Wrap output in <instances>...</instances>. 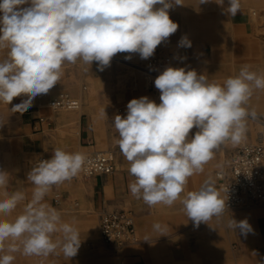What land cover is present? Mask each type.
Here are the masks:
<instances>
[{"label":"clouds","instance_id":"9594fccd","mask_svg":"<svg viewBox=\"0 0 264 264\" xmlns=\"http://www.w3.org/2000/svg\"><path fill=\"white\" fill-rule=\"evenodd\" d=\"M214 2L231 17L241 12V0H228L227 7L225 0ZM179 5H184L182 0H0V49H7V58L0 60V102L9 105L23 95L26 99L11 110L26 111L35 97L59 82L65 63L95 61L104 71L118 53L152 57L157 46L178 30L169 10ZM178 46L191 47V41L184 36ZM154 84L159 104L147 96L134 98L127 104L126 116L117 114L112 120L119 137L116 143L135 177L130 192L150 207L172 206L179 199L194 226L208 224L227 210L215 186L205 182L183 198L181 193L188 178L203 172L226 142L238 145L245 139L247 120L257 115L247 105L254 90H264V73L243 65L238 75L219 84L195 70L169 66ZM194 127L198 131L189 139ZM91 163L85 152L63 148L35 163L27 174L33 186L31 201L13 220L0 219V253H4L0 264H13L17 252L42 257L62 253L69 260L78 254L82 242L78 229L63 221L45 196L54 186L87 171ZM8 182L9 174L0 170V187L6 188ZM5 196L0 214L8 216L25 195L14 191ZM226 226L244 236L253 232L247 219L231 217ZM153 227L164 231L159 223ZM56 233L62 235L54 240Z\"/></svg>","mask_w":264,"mask_h":264},{"label":"crops","instance_id":"0c3cea01","mask_svg":"<svg viewBox=\"0 0 264 264\" xmlns=\"http://www.w3.org/2000/svg\"><path fill=\"white\" fill-rule=\"evenodd\" d=\"M182 3L188 10V15L193 17L191 24L186 26L184 17L181 18V14L170 9V18L178 24V30L158 45L154 54L172 55L177 68H181L187 61L189 69L195 70L194 55L198 46L200 52H203V49L207 50V45H211L213 51H220L227 59H230L233 52L252 53L253 57L262 52L264 40L258 39L256 31L264 28V24L257 26L256 18L251 17L250 10L258 11L261 17L257 20L260 24V19L264 17V0H241V12L235 17L224 14L221 6L214 0L206 4H200V0H182ZM227 6L228 0H225L224 7ZM203 9L206 12L204 15ZM219 10L220 25L214 26L215 20L211 19V13ZM202 20L208 22L210 28L219 31L213 34L209 31V26L204 25L207 30L198 35L201 38H197L191 30L201 26ZM184 36L194 40L191 47L178 46ZM127 55H131L130 60L125 59ZM5 58L7 49H0V60ZM257 58L251 61L247 57L245 62L241 61L235 67L250 65L252 71L260 73L257 62L255 63ZM134 59L141 58L138 54L118 53L107 68H116V63L127 66L132 64ZM105 70L99 71L95 61L92 65H84L79 60L76 64L65 63L59 82L47 94L35 97L32 106L26 111L21 113L11 110L13 105L26 99L23 95L15 97L9 105L0 102V166L8 167L10 164L14 169L20 166L22 176L26 180L25 172L30 169V164L40 158L50 159L55 148L70 152L83 151L87 155L109 150L115 152L116 167L112 174L84 178L80 173L71 181L54 186L48 193L54 194V197L60 195L62 200L64 199L59 209L62 220L74 224L82 244L92 242L88 238H93L98 232L100 215L104 212L128 211L134 215L138 239L136 243L116 248L104 247L100 242H96L92 253H86L83 261L92 259L94 264H264V204L235 211L226 210L221 217L210 219L209 225L201 223L196 227L188 219L179 199L172 206L157 204L150 207L142 199H137L131 194L129 184L134 182L135 177L130 175L129 162L123 157L116 143L118 132L112 122L115 114L110 109L116 107L118 102L126 105L134 98L147 96L150 100L155 99L153 94L146 90L132 93L133 82L130 76L120 78ZM256 92H253L254 99H264L262 96H256ZM61 93H68L82 101L81 110L69 113L52 110L49 102ZM256 108L264 112V107ZM104 109L106 115L103 114ZM126 114L127 109H124L121 116ZM40 119H44V122L41 123ZM197 131L194 127L189 133V138L194 137ZM253 140L252 136L251 141ZM225 155L227 156V151ZM221 156L222 150H217L213 159L204 165L203 172L188 178L181 198L189 191L199 190L205 182H209L224 199L216 177L220 170L212 169L213 166H222L219 162ZM70 199L78 202V210L73 214L67 211L73 208L68 202ZM231 217L236 221L247 219L253 232L244 236L239 229L236 231L228 228L226 225ZM157 223L164 228L163 232L154 229L153 225Z\"/></svg>","mask_w":264,"mask_h":264},{"label":"rangeland","instance_id":"374dc122","mask_svg":"<svg viewBox=\"0 0 264 264\" xmlns=\"http://www.w3.org/2000/svg\"><path fill=\"white\" fill-rule=\"evenodd\" d=\"M28 5H24L22 7H27ZM174 9V13H180L181 14V18L184 17V21H187L185 23L186 26H188L190 23V21H192V16L190 17V15H188L187 10L185 9L184 5H179V6H174L172 8V10ZM218 10V9H217ZM204 14H206V12L203 9ZM251 13V17H254L257 19H259L261 16L258 13V11H255L254 9L250 10ZM256 13V14H255ZM212 14V19H214L215 21H213V25L214 26H218L220 25V10L219 11H214V13ZM210 14V15H211ZM264 17H262L260 19L261 23L259 24L258 20H255V23L257 26H261L262 24H264ZM211 22V20L209 21ZM200 23L202 24L201 26H197V28H195V30H191V32H195V34L197 35V38L200 37L198 35H201L202 32H204L205 30H207L206 28H204V25L209 26V28L211 27L210 24L205 23L203 20L200 21ZM259 24V25H258ZM190 28V27H189ZM203 29V30H202ZM210 32H212L213 34L217 33L219 30H216L215 28H210L209 29ZM260 33V34H259ZM263 33V34H262ZM256 35H258V39H263L264 40V28H259V30L257 29L256 31ZM201 38V37H200ZM192 43H194V40H190ZM259 42V41H258ZM207 50L205 51L203 49V52H200L201 49L198 46L196 50H195V55H194V68L195 71H197L198 74H204L209 82H217L219 84H223V82L231 76H236L238 75L239 71L241 68H236L235 66L237 64H239L241 61L246 60V58L248 57V59H250L251 61L253 60V58H257L255 63L257 62L258 68L260 69V73H264V47H262V52H259L258 54H256L255 57L254 54L252 53H241V54H236L235 52H233L230 56V59H227L226 56H222L221 52H215L213 51V47L210 45H207ZM158 55H162V56H166V57H171V61H172V67L173 68H177V64L175 62V58H173L172 55H168V54H154L152 57L154 56H158ZM247 56V57H246ZM150 57V58H152ZM150 58L148 59H134L132 60V64H128L123 65L121 63H116V68H107V70H105L106 72H108L109 74L115 73L117 77L123 78L125 76H130L132 78V82H133V86H132V93H138V92H143L144 90H146V92L148 91L149 93H152L155 99V102L157 104H159L160 101V92L158 89H156L155 84H154V80L152 79V81L148 79L146 73H145V68L147 66V62L148 60H150ZM187 59V57H186ZM208 63V64H207ZM216 64V65H215ZM210 65V66H209ZM214 66V70L213 67ZM140 67V70L135 69V67ZM206 66V67H205ZM209 66V67H208ZM216 66V67H215ZM183 68H185L186 70H190L188 67V62L186 61L185 64L182 66ZM208 67V68H207ZM180 68V66H179ZM144 71H142V70ZM126 70V72H125ZM206 70H208L209 72H206ZM211 70V71H210ZM226 73V74H224ZM209 74V75H207ZM142 84V85H140ZM142 89V90H141ZM256 92V96H262L264 97V90H255ZM259 93V94H258ZM70 95V94H69ZM253 96V95H252ZM251 96L252 99L249 100V103L247 105V107L249 108V110H255L256 112V117L255 118H249L247 120V131H246V135H245V139L238 145H233L231 142H226L221 149L223 156L222 159L219 161L222 163V166H213L212 169L215 170L219 169L220 172L219 173H228V165L230 162V158L233 156V154L241 147L248 145V144H255V143H259V139L260 137L264 138V128L262 129V131L259 130V125L257 123L258 120L264 121V112L262 113V111H260L258 108H263L264 107V99L262 100H257L254 99ZM80 101V100H79ZM259 102V103H257ZM262 102V103H260ZM82 103V101L80 102V104ZM129 102L126 103V105L122 102H118V105L116 107H114L113 109H110V111H114V114L117 115H121L122 111H124V109H127L126 106ZM81 105L80 108L78 110H73V111H59L62 113H69V112H79L81 110ZM255 107V108H253ZM258 119V120H257ZM190 136V135H189ZM253 136V141H251V137ZM119 138V137H118ZM190 139V138H189ZM250 139V141H249ZM264 142V141H262ZM119 148V147H118ZM227 151V156L225 157L224 154ZM106 152H113L115 159H116V154L114 151L109 150ZM36 162H34L33 164H30V169H28L27 173L31 170V168L35 165ZM220 164V163H219ZM18 166V165H17ZM29 166V165H28ZM0 170L6 171L9 174V182L6 188L0 187V200L5 199V192L7 193H12L14 191H21L24 193L25 195V199L23 201H21L17 208L8 216H5L3 214H0V219H4V220H13L18 214H20V212L23 210V207L29 203L31 201L32 198V192H33V186L28 182V180H24L23 176H22V168L20 166H18V168L14 169L13 167L10 166V164H8V167H2L0 166ZM27 178V175H26ZM51 195V194H50ZM49 194H47L45 196V201L49 204H51L53 207L57 208L58 210L61 209L62 205L60 206L61 202H63V200L60 202V204H56L55 201V197L54 194L50 196ZM69 204L73 207L72 209H68V213L73 214V212H75L76 210H78V202L75 201L74 199H70ZM259 204H264V201L259 203ZM256 205V204H255ZM254 206V205H253ZM241 209H247V208H241ZM239 209V210H241ZM101 217V215H100ZM99 223H100V219H99ZM61 233H56L53 235V239H59L61 237ZM91 239V240H90ZM88 240L92 241L90 243L87 244H82L78 250V254L75 257H72L70 260L66 259L62 253H60L59 255L53 254L50 255L48 257H42V256H24L22 255L20 252L14 253L13 255H15V260L13 261V264H94V260L92 259H87L86 261H83V258L85 257L86 253H92V250L95 248V244L96 242H100V244H102L104 247H116V248H122L120 246L114 245V244H106L102 241L101 237H100V231L98 229V232L96 233V235L93 238H88ZM91 251V252H90ZM57 252H59V249H57ZM4 253H0V255H3ZM89 254V256H90ZM92 258V257H91ZM100 257H96V259H99Z\"/></svg>","mask_w":264,"mask_h":264},{"label":"built area","instance_id":"2783aa9c","mask_svg":"<svg viewBox=\"0 0 264 264\" xmlns=\"http://www.w3.org/2000/svg\"><path fill=\"white\" fill-rule=\"evenodd\" d=\"M171 57L154 56L147 62L145 73L157 77L165 68L171 67ZM56 104L54 107H52ZM80 101L68 93H61L49 102L54 111H73L80 108ZM41 123L44 119L39 120ZM92 161L87 171L81 176L91 178L106 176L115 171V156L113 152L89 154ZM45 159V158H40ZM228 211L249 208L264 201V145L261 143L249 144L239 148L231 157L228 173H217ZM56 204L62 198L55 196ZM100 237L106 244L126 246L138 241L134 215L128 211L104 212L100 217Z\"/></svg>","mask_w":264,"mask_h":264},{"label":"bare ground","instance_id":"6f19581e","mask_svg":"<svg viewBox=\"0 0 264 264\" xmlns=\"http://www.w3.org/2000/svg\"><path fill=\"white\" fill-rule=\"evenodd\" d=\"M187 10V9H186ZM197 10V9H196ZM188 11V10H187ZM195 11V10H194ZM180 14V13H179ZM256 14V13H255ZM178 15V14H177ZM262 15H263V13H262ZM207 19V18H206ZM212 19V18H211ZM207 21V20H206ZM212 23V22H211ZM260 34V33H259ZM263 34V33H262ZM182 57V56H181ZM208 64V63H207ZM216 65V64H215ZM210 66V65H209ZM208 66V67H209ZM135 67V69H138V70H140V67H136V66H134ZM171 67H172V65H171ZM206 67V66H205ZM207 67V68H208ZM211 67H213V70H214V66H212L211 65ZM216 67V66H215ZM259 69V68H258ZM142 70V69H141ZM142 71H144V70H142ZM211 71V70H210ZM206 72H209L208 70H206ZM224 74H226V73H224ZM147 75V74H146ZM207 75H209V74H207ZM147 77H148V79H149V81L151 80L152 81V79L153 80H155V78L156 77H151V76H148L147 75ZM253 97V96H252ZM258 120V119H257ZM257 123H258V125H259V130L260 131H262V129L264 128V121H261V120H258L257 121ZM260 141H259V143H261V144H263L264 145V142H262V141H264V138H262V137H260V139H259ZM249 145V144H248ZM246 146V145H245ZM119 150V149H118Z\"/></svg>","mask_w":264,"mask_h":264}]
</instances>
